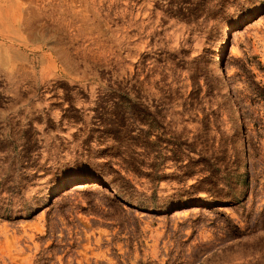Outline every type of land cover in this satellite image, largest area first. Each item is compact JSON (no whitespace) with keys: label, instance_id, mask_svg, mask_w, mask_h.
Instances as JSON below:
<instances>
[{"label":"rangeland","instance_id":"1","mask_svg":"<svg viewBox=\"0 0 264 264\" xmlns=\"http://www.w3.org/2000/svg\"><path fill=\"white\" fill-rule=\"evenodd\" d=\"M0 264H264V0H0Z\"/></svg>","mask_w":264,"mask_h":264},{"label":"bare ground","instance_id":"2","mask_svg":"<svg viewBox=\"0 0 264 264\" xmlns=\"http://www.w3.org/2000/svg\"><path fill=\"white\" fill-rule=\"evenodd\" d=\"M251 18L250 15L244 16L240 21H238L236 24H228L226 25L221 32V40H220V46L218 45V48L216 49L214 55H213V64L214 67L220 71L224 72V66H225V59L227 52L231 46L232 42V33L234 32L235 29L241 27L244 25L246 22L249 21ZM237 128H239L241 131L243 130V125L241 118L237 122ZM89 178H74V179H68L65 180L64 182L56 185L50 190L49 196H53L57 193H59L61 190H63L65 187L72 185L73 183H90ZM98 186V185H96ZM99 187V186H98Z\"/></svg>","mask_w":264,"mask_h":264}]
</instances>
